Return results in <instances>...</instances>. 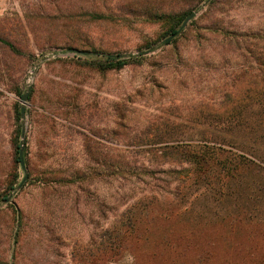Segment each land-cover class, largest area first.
<instances>
[{"label": "rangeland", "instance_id": "rangeland-1", "mask_svg": "<svg viewBox=\"0 0 264 264\" xmlns=\"http://www.w3.org/2000/svg\"><path fill=\"white\" fill-rule=\"evenodd\" d=\"M224 2L0 0V264H91L92 242L111 223L98 204L116 206L118 182L93 180V195L53 183L52 173L105 170L96 162L122 154L170 171L155 172L152 181L174 186L185 166L160 165L155 150L176 144L212 145L236 160L225 161L221 178L194 173L178 212L155 216L148 239L119 264H171L188 246L194 257L207 252V264H264V106L230 102L242 44L222 40L225 32L264 33V0ZM85 49L132 58L99 68L94 57L71 51ZM28 83V177L16 190L23 178L15 161L20 97Z\"/></svg>", "mask_w": 264, "mask_h": 264}, {"label": "trees", "instance_id": "trees-1", "mask_svg": "<svg viewBox=\"0 0 264 264\" xmlns=\"http://www.w3.org/2000/svg\"><path fill=\"white\" fill-rule=\"evenodd\" d=\"M226 2L227 0L224 3ZM176 31L173 30L171 35ZM227 34L231 35L229 39ZM222 36V40L227 41L226 44L228 45L242 44L239 48L241 51L238 52L241 65L233 75L234 83L232 86L234 87H232L233 91L230 93V102L235 105L244 102L264 106V47H260L258 44L264 42V33L237 34L235 32H225ZM84 52L85 54L75 55L94 57L97 60L96 66L99 68H121L132 58L131 55L125 59L124 55L106 54L95 49H85ZM234 99L235 101H233ZM237 115L235 113L234 116L232 114L229 116L234 119ZM262 130L264 131V129ZM218 149V147L212 145L191 147L187 144L165 145L156 148L155 151L160 152L159 157L164 162L160 165L185 166L181 168L184 173L183 176L177 177L173 181L174 186L170 185L171 183L163 184L164 180H161L162 184L152 181L156 177V175L154 176L155 172L158 174L170 171L163 168L150 169L137 164L136 161L122 154L114 163H108L105 159L99 161V163L96 162L98 166L105 167V170L82 165L80 168L63 171L62 173L61 171L53 172V183L62 185L67 189L74 188L83 193L86 191V193L93 195H95L94 190L90 191L87 187L89 184H93V180H103L105 178L107 180H117L118 182V201L120 202L114 201L117 202L114 208L109 206L110 201L106 199L98 204L101 216L105 218L106 222L111 223H107V227L100 231L97 243L92 242L91 264L95 262V252L100 255L99 261L102 264H119L126 252H129L136 244L146 241L150 228L149 223L152 222L155 216L165 217L178 212L182 204L183 188L190 178L194 183V175L197 174L198 176L200 171H202L203 176L209 174L215 176V178L224 176L227 169L224 166L225 161H231V158L236 159L228 157L225 150L220 152ZM153 152L154 150L149 149L144 151L147 156L151 154L156 158L157 154ZM15 159L16 162H19L17 145ZM114 177L115 179H109ZM141 183H143L144 188L141 187ZM50 187L53 189L54 185H50ZM136 192H139L141 197H136L138 196ZM155 204L164 207V211L156 213L153 209ZM170 208L173 210L170 211ZM152 210L155 211V214L151 213ZM140 222H145L146 225L142 227L139 225ZM190 249L191 246L187 247V251L182 249L176 258L171 261V264H207L209 262L206 257L207 252L206 255L202 253L194 257L191 254L192 252L189 251ZM222 264L230 263L222 262Z\"/></svg>", "mask_w": 264, "mask_h": 264}, {"label": "water", "instance_id": "water-1", "mask_svg": "<svg viewBox=\"0 0 264 264\" xmlns=\"http://www.w3.org/2000/svg\"><path fill=\"white\" fill-rule=\"evenodd\" d=\"M195 12L192 11L190 12L186 18L184 19V21L182 22L181 26L179 27V29L170 37H168L167 39H165V41H168L169 39H171L172 37L176 36L188 23V21L194 16ZM72 54H85L84 51L81 50H71ZM38 67V64L35 65V68ZM32 90V85L30 83L27 84L25 91L23 92V94L20 97V119H21V132H20V143H19V148H18V159H19V165L23 171V178L22 180L19 182V184L16 187V190L20 189L22 187V185L24 184L25 180L28 177V173L26 171V167H25V163H24V156H23V151H24V143H25V104L27 103L29 94ZM15 194V192L9 194L7 196V198L5 199V203L10 202L12 199V196Z\"/></svg>", "mask_w": 264, "mask_h": 264}]
</instances>
